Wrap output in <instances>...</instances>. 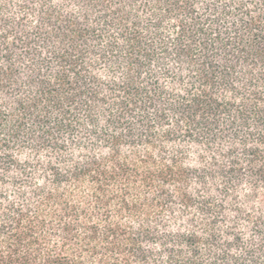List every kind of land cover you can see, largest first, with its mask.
<instances>
[{
    "label": "trees",
    "instance_id": "obj_1",
    "mask_svg": "<svg viewBox=\"0 0 264 264\" xmlns=\"http://www.w3.org/2000/svg\"><path fill=\"white\" fill-rule=\"evenodd\" d=\"M0 264H264V0H0Z\"/></svg>",
    "mask_w": 264,
    "mask_h": 264
}]
</instances>
